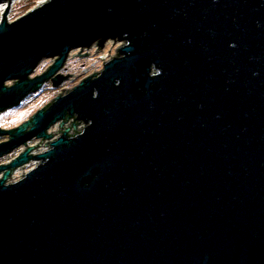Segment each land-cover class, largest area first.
Masks as SVG:
<instances>
[{"label":"water","instance_id":"95a60500","mask_svg":"<svg viewBox=\"0 0 264 264\" xmlns=\"http://www.w3.org/2000/svg\"><path fill=\"white\" fill-rule=\"evenodd\" d=\"M13 1L0 114L120 46L0 126V264H264V0Z\"/></svg>","mask_w":264,"mask_h":264},{"label":"rangeland","instance_id":"374dc122","mask_svg":"<svg viewBox=\"0 0 264 264\" xmlns=\"http://www.w3.org/2000/svg\"><path fill=\"white\" fill-rule=\"evenodd\" d=\"M40 2H42V0H15L9 8V15L10 17L22 16L24 13L29 12V10H31V7L39 4ZM4 7H6L8 10V7L6 5L0 4V20H2L4 17ZM118 47L119 43L110 41L105 45L104 49L102 50L94 48L93 50L85 51L89 54V57L84 59L74 57V54L77 53H72L65 65V69L62 70H70V74L73 75L72 80L65 82L62 86L57 89L53 88L51 83H46L38 93L32 94L27 97L20 106L10 109L4 113H1L0 126H14L24 121L25 119L33 116L50 98L60 94L61 87L81 82L83 79L88 77L95 69L102 68L104 57L117 52ZM47 63L52 64V61H44L37 68L34 74L45 68L47 66ZM1 139L5 138H0V140ZM34 143H36L35 140L30 142V145ZM22 150L23 148H20L17 152L0 160V164L12 159ZM20 174L21 172L19 171L16 174V177H19Z\"/></svg>","mask_w":264,"mask_h":264},{"label":"built area","instance_id":"2783aa9c","mask_svg":"<svg viewBox=\"0 0 264 264\" xmlns=\"http://www.w3.org/2000/svg\"><path fill=\"white\" fill-rule=\"evenodd\" d=\"M15 1V0H14ZM119 46H120V44H119ZM94 48H97V49H99L96 45L92 48V49H89V50H93ZM70 123V120L66 123V124H69ZM59 125L60 124H57V125H55L54 127H52L50 130H53L55 133H50V134H52L53 135V137H58V136H60V134H61V132H62V129H57V128H59ZM80 125H82L83 126V124H80ZM35 142H40L39 140H35ZM50 144V141L49 140H46L44 143H42V145H40V146H38V148L37 149H40V148H44V147H48V145ZM32 145H35V143L34 144H32ZM29 146H31L30 145V143H29ZM11 160V159H10ZM37 166L38 165V161H30L29 163H27V164H25L24 165V169H22V168H20V169H17L15 172H14V178H16V174L20 171L21 172V174H20V176L21 175H23L24 173H26V172H28L29 170H31L34 166ZM9 181H12V177H11V179L9 180Z\"/></svg>","mask_w":264,"mask_h":264},{"label":"flooded vegetation","instance_id":"af4514ba","mask_svg":"<svg viewBox=\"0 0 264 264\" xmlns=\"http://www.w3.org/2000/svg\"><path fill=\"white\" fill-rule=\"evenodd\" d=\"M6 139V138H5Z\"/></svg>","mask_w":264,"mask_h":264}]
</instances>
